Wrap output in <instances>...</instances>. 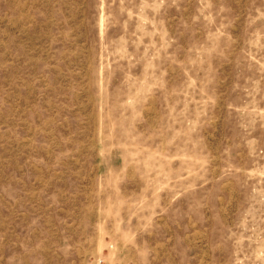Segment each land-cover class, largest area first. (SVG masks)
Here are the masks:
<instances>
[{"label": "rangeland", "instance_id": "rangeland-1", "mask_svg": "<svg viewBox=\"0 0 264 264\" xmlns=\"http://www.w3.org/2000/svg\"><path fill=\"white\" fill-rule=\"evenodd\" d=\"M0 264H264V0H0Z\"/></svg>", "mask_w": 264, "mask_h": 264}]
</instances>
